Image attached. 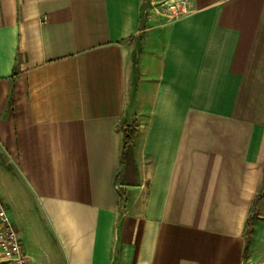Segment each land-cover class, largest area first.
Listing matches in <instances>:
<instances>
[{
    "label": "crops",
    "instance_id": "0c3cea01",
    "mask_svg": "<svg viewBox=\"0 0 264 264\" xmlns=\"http://www.w3.org/2000/svg\"><path fill=\"white\" fill-rule=\"evenodd\" d=\"M161 1L0 0V195L29 264H264V0Z\"/></svg>",
    "mask_w": 264,
    "mask_h": 264
},
{
    "label": "built area",
    "instance_id": "2783aa9c",
    "mask_svg": "<svg viewBox=\"0 0 264 264\" xmlns=\"http://www.w3.org/2000/svg\"><path fill=\"white\" fill-rule=\"evenodd\" d=\"M157 10L166 17H177L188 10L187 0H165ZM0 257L5 264H29L22 234L8 213L5 200L0 195Z\"/></svg>",
    "mask_w": 264,
    "mask_h": 264
},
{
    "label": "trees",
    "instance_id": "16d2710c",
    "mask_svg": "<svg viewBox=\"0 0 264 264\" xmlns=\"http://www.w3.org/2000/svg\"><path fill=\"white\" fill-rule=\"evenodd\" d=\"M137 133V128L135 127H126L125 128V138H124V149H129V147L133 146L135 137ZM264 194V181L259 191L254 197L256 201L258 198H261ZM257 208L254 205L252 206V210L247 218V228H246V246L244 249V259H247L251 254V249L254 245V239L251 236V232L253 231V224L255 223V219L257 218Z\"/></svg>",
    "mask_w": 264,
    "mask_h": 264
},
{
    "label": "rangeland",
    "instance_id": "374dc122",
    "mask_svg": "<svg viewBox=\"0 0 264 264\" xmlns=\"http://www.w3.org/2000/svg\"><path fill=\"white\" fill-rule=\"evenodd\" d=\"M257 219H258V218L255 219V222L258 223L259 221H257ZM253 227H254V224H253ZM260 230H262V231H263V234H264V225H263V226H262V225H259V230H258V231H260ZM251 236H252V235H251ZM252 237H253V236H252ZM2 263H4V262H2Z\"/></svg>",
    "mask_w": 264,
    "mask_h": 264
}]
</instances>
